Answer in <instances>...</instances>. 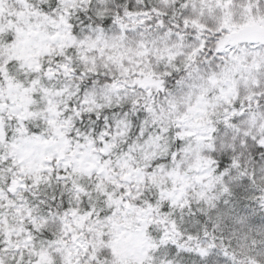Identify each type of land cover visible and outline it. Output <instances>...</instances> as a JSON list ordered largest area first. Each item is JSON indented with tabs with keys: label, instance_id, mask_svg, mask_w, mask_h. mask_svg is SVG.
<instances>
[{
	"label": "snow or ice",
	"instance_id": "obj_1",
	"mask_svg": "<svg viewBox=\"0 0 264 264\" xmlns=\"http://www.w3.org/2000/svg\"><path fill=\"white\" fill-rule=\"evenodd\" d=\"M0 264H264V0H0Z\"/></svg>",
	"mask_w": 264,
	"mask_h": 264
}]
</instances>
